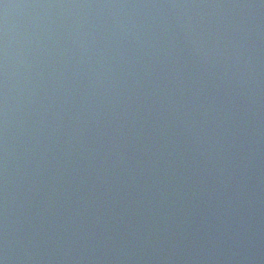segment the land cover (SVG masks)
Here are the masks:
<instances>
[{"label": "water", "instance_id": "water-1", "mask_svg": "<svg viewBox=\"0 0 264 264\" xmlns=\"http://www.w3.org/2000/svg\"><path fill=\"white\" fill-rule=\"evenodd\" d=\"M5 227L9 264H264V2L0 0Z\"/></svg>", "mask_w": 264, "mask_h": 264}, {"label": "clouds", "instance_id": "clouds-1", "mask_svg": "<svg viewBox=\"0 0 264 264\" xmlns=\"http://www.w3.org/2000/svg\"><path fill=\"white\" fill-rule=\"evenodd\" d=\"M264 2V0H262ZM90 5H73V7H85ZM7 7V5H5ZM3 81H4V102H3V117H4V125H5V131L7 126V77H8V70H7V54H6V41L4 45V60H3ZM4 160H5V166L7 161V148L4 147ZM11 251V242L8 238L7 228L5 227V233H4V239L2 246H0V264H9V260L11 259L10 256Z\"/></svg>", "mask_w": 264, "mask_h": 264}]
</instances>
